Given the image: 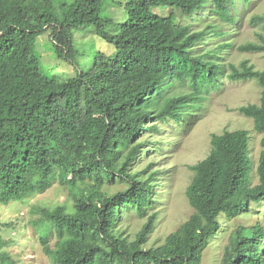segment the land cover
Listing matches in <instances>:
<instances>
[{"label": "trees", "instance_id": "16d2710c", "mask_svg": "<svg viewBox=\"0 0 264 264\" xmlns=\"http://www.w3.org/2000/svg\"><path fill=\"white\" fill-rule=\"evenodd\" d=\"M105 2L0 0V203L24 201L55 182L66 189L71 204L41 207L32 221L52 264H201L222 227L220 214L230 219L259 211L264 202V69L243 60L228 63L226 71L220 51L228 42L197 49L208 38L225 35L217 23L238 19L231 12H237L236 0L118 2L126 17L113 23L116 37L105 29ZM157 6L189 18L207 13L217 21L195 29L178 22L174 10L154 12ZM252 23L264 25V13L254 15ZM83 25L115 50L98 52L93 67L69 77L43 72L37 36L48 30L58 55L71 57V28ZM257 35L258 42L238 50L264 52V36ZM223 75L259 85V103L237 108L263 135L256 166L247 130L211 133L208 154L190 166L185 195L192 213L162 244L145 248L157 218L156 211L147 210L157 201L158 171L144 175L147 169H130L147 150L148 142L138 138L144 130H156L149 124L153 118L184 120ZM120 182L126 188L110 194L108 185ZM120 208L148 216L133 239L120 229ZM8 225L0 223V264H16L1 234ZM219 261L264 264V217L232 230Z\"/></svg>", "mask_w": 264, "mask_h": 264}, {"label": "rangeland", "instance_id": "374dc122", "mask_svg": "<svg viewBox=\"0 0 264 264\" xmlns=\"http://www.w3.org/2000/svg\"><path fill=\"white\" fill-rule=\"evenodd\" d=\"M124 1L106 0L104 4L102 15L109 19L105 24L108 36H117L118 29L113 27V23L122 22L126 17L118 3ZM152 10L163 14L174 10L178 22L191 23L195 29L204 28L206 23L213 24L217 21L216 16L210 17L207 13L204 16L189 18L171 7L157 6ZM236 11L234 13L231 10L232 14L238 17L235 22L222 25L217 23L218 27L226 32L225 35L212 36L205 43L199 44L197 49L204 52L220 42H228L230 45L220 51L226 71L228 63L238 65L243 60H248L257 69H264V52H245L237 48L240 44L258 42L257 34L264 36V25L252 23L254 15L264 13V0H250L246 5L242 0H236ZM71 34L75 49L71 57L58 55L48 30L37 36L35 52L43 72L60 78L69 77L79 70L86 71L93 67L98 52L110 54L115 50L112 42L92 33L87 25L72 27ZM204 97L197 107L190 108V114L184 115L182 121L172 119L161 121L153 118L149 124L155 123L156 130H144L138 138L148 142L144 145L147 150L133 161L130 169H147L144 175L158 171L156 176L158 191L155 195L157 201L147 210L148 214L156 211L157 218L144 244L145 248L162 244L165 237L192 213L193 209L185 195L186 187L193 175L190 166L208 154L211 133L247 130L250 136L251 156L254 157L253 166H256L263 135L254 130L252 119L239 113L237 108L247 103H259L260 88L257 82L253 79L230 81L223 75L217 88L209 91ZM254 183H257L256 178ZM125 188L126 184L120 182L108 185L107 190L110 194H115ZM71 202L66 189L55 182L45 192L35 194L24 201L0 203V223H9L7 227L2 228L1 234L7 241L5 248L15 258L16 264H52L42 250L38 229L34 227L32 221L38 217L37 210L41 207L51 208L62 203L69 205ZM119 212L122 214L120 229L123 236L133 239L148 216L139 218L133 210L121 208ZM258 216L264 217V202L259 211L251 209L230 219L220 214L218 220L222 227L205 250L201 264H219L231 231L239 225L253 224Z\"/></svg>", "mask_w": 264, "mask_h": 264}]
</instances>
